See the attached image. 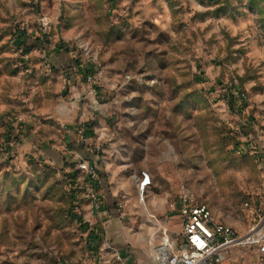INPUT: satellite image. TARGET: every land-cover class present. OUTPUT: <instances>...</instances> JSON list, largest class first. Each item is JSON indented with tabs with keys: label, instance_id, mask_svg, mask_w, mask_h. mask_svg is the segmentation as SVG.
<instances>
[{
	"label": "rangeland",
	"instance_id": "rangeland-1",
	"mask_svg": "<svg viewBox=\"0 0 264 264\" xmlns=\"http://www.w3.org/2000/svg\"><path fill=\"white\" fill-rule=\"evenodd\" d=\"M0 109L25 115L0 131V264H154L153 222L179 232L184 197L240 236L263 221L264 0H0Z\"/></svg>",
	"mask_w": 264,
	"mask_h": 264
},
{
	"label": "built area",
	"instance_id": "built-area-1",
	"mask_svg": "<svg viewBox=\"0 0 264 264\" xmlns=\"http://www.w3.org/2000/svg\"><path fill=\"white\" fill-rule=\"evenodd\" d=\"M91 76H87V79ZM6 120L11 123L14 120L17 128L20 127V119L8 115ZM75 131L82 142L84 127L79 126ZM78 169L86 177L83 196L91 203L93 209L106 214L105 210H101L106 209L105 199L98 189L99 180L95 167L88 162L81 161L78 163ZM140 185L142 189L150 185V178L147 174L143 173ZM116 204L118 208L122 207L120 202ZM176 214L180 221L179 232L173 233L162 227L158 228L148 239L154 264H224L230 250L242 244L254 245L260 257H264V231L261 235H249L250 232L253 235L252 232L256 225L240 236L231 226L215 221L206 204H192V202H187L185 197L177 204ZM152 218L154 221L157 220L155 216ZM118 264L131 263L121 260Z\"/></svg>",
	"mask_w": 264,
	"mask_h": 264
},
{
	"label": "crops",
	"instance_id": "crops-1",
	"mask_svg": "<svg viewBox=\"0 0 264 264\" xmlns=\"http://www.w3.org/2000/svg\"><path fill=\"white\" fill-rule=\"evenodd\" d=\"M55 52L57 53V54H55L56 57L60 58V60L66 61L68 59L65 53L59 52V51H55ZM86 100H87V98H86ZM90 101L87 100V102H85V103H87V105L89 106L91 104ZM76 102H77V98L75 100L71 101L70 103L76 104ZM92 102L97 103L98 100H94ZM84 108H85L84 110H80L79 112H77V110H73L72 115H69V114L66 115L68 118H64V116L60 115V119L63 120V123H67V125H66L67 130L74 131L75 127L77 125H80L81 122H86L89 118L92 119V114L89 113L88 108H86V107H84ZM2 112H4V115L2 114L3 117H0V131H5L4 127H2V121H4L6 119V116L10 115L12 117L13 115H16V117L20 120H24L23 118L25 117V115L19 111L17 112V111H13V110H7V113H6V111L0 109V113H2ZM66 119H68V122H66ZM72 121L76 122V125H74ZM34 127H35L34 124H31V126L30 125H24V129H23V131H21L20 136H19L20 140L22 141L24 138L26 139L27 137H29L30 136L29 131H35L36 130V129L34 130ZM37 130L41 131V125L38 126ZM15 131L16 130H14V132ZM12 134L10 133L8 135H5L6 140H8V138L10 136V139L6 142L10 146L13 145V143H14V140L11 137H13L15 133H12ZM23 146H24V144L19 146L20 148L18 149V151H22ZM86 207H87V205H86ZM103 215H105V214H103ZM99 216H101V215H99ZM153 223H154V225L152 227V230H153L152 234L158 229V227L159 228L163 227V226L156 225L155 222H153ZM147 244H148V238H147ZM236 247H238V246H236ZM255 251L257 252V249ZM150 253H151V248L147 247L146 254L149 255ZM257 254H258V252H257ZM224 264H260V263H258V262L255 263V261L253 262V257L251 254H247V253L243 254L238 249H235V247H234L230 250L229 255H228V259L225 261Z\"/></svg>",
	"mask_w": 264,
	"mask_h": 264
},
{
	"label": "trees",
	"instance_id": "trees-1",
	"mask_svg": "<svg viewBox=\"0 0 264 264\" xmlns=\"http://www.w3.org/2000/svg\"><path fill=\"white\" fill-rule=\"evenodd\" d=\"M21 38L20 40V45L23 47V51L26 52L28 51V47L25 45V40H26V35L25 33H21V36H19ZM84 72V71H83ZM87 77V76H86ZM91 126V123L89 124H84L83 127L85 129V133H84V139L82 141V143L86 146V147H89L91 144H90V140H91V131L89 130ZM81 218V217H79ZM80 220V219H79Z\"/></svg>",
	"mask_w": 264,
	"mask_h": 264
},
{
	"label": "bare ground",
	"instance_id": "bare-ground-1",
	"mask_svg": "<svg viewBox=\"0 0 264 264\" xmlns=\"http://www.w3.org/2000/svg\"><path fill=\"white\" fill-rule=\"evenodd\" d=\"M139 187H140V184H139ZM140 190V189H139ZM264 229V218H263V221H261L260 224L256 225L255 228L253 229V235L251 234L250 232V236H256V235H261L263 233V230Z\"/></svg>",
	"mask_w": 264,
	"mask_h": 264
}]
</instances>
